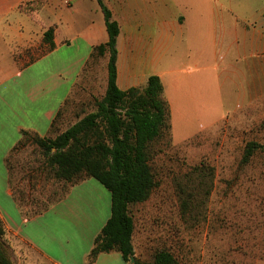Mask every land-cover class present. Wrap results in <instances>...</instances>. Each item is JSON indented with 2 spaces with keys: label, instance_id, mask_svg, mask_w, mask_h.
Returning a JSON list of instances; mask_svg holds the SVG:
<instances>
[{
  "label": "rangeland",
  "instance_id": "1",
  "mask_svg": "<svg viewBox=\"0 0 264 264\" xmlns=\"http://www.w3.org/2000/svg\"><path fill=\"white\" fill-rule=\"evenodd\" d=\"M174 1L169 3L171 20L184 13L187 21L182 33L171 37L168 57L148 71L169 72L163 98L171 101L170 130L150 148L156 187L146 202L129 208L134 259L148 264L156 252L166 250L179 264H264V152L241 162L247 143L264 146V0H184L181 7ZM98 60H91L63 106L56 135L93 112L95 100L103 97ZM92 70L99 88L82 92L79 88ZM12 160H35L38 166L43 159L32 141L24 139ZM25 177L30 186L33 181L37 185L31 193L26 182L15 187L22 203H42L53 191V181L44 174ZM62 184L58 181L59 189ZM81 196L69 201L83 211L81 226L74 218L71 229L70 252L76 260L85 239L110 214L111 202L110 193L92 178ZM58 222L59 231L63 225L70 231V220ZM0 240L9 257L17 242L6 232ZM108 255L102 258L108 262L98 264L114 260ZM88 257L87 264H95L97 259L90 262ZM118 263L127 264L120 259L109 264Z\"/></svg>",
  "mask_w": 264,
  "mask_h": 264
},
{
  "label": "crops",
  "instance_id": "2",
  "mask_svg": "<svg viewBox=\"0 0 264 264\" xmlns=\"http://www.w3.org/2000/svg\"><path fill=\"white\" fill-rule=\"evenodd\" d=\"M36 1L0 0V220L6 237L17 242L11 247V264H87L94 239L110 217V214L106 216L93 236L85 239V248L76 260L70 252L75 235L71 229L74 218L79 221L77 226H81L83 211L70 205L69 201L73 196L83 198L87 179L75 185L62 184L59 189L57 181L45 177L53 181V191L42 203H22L15 187L22 188L27 183L31 193L37 184L33 181L30 186L31 180L25 176L40 178L43 173L35 160L22 164L10 156L22 132L39 137L56 136L52 123L58 111L73 98L85 69L93 60V48L105 44L108 36L103 14L95 0H47L35 11L44 27L20 10V6ZM176 1L179 7L186 6L184 0ZM103 2L120 28L117 86L121 90L144 88L149 76L153 75L148 71L162 63L166 55L168 57L171 37L182 33L187 18L182 13L171 20V0ZM185 9L188 11L186 7L182 10ZM48 29L53 30L52 48L44 42V33ZM107 62L108 56L97 61L103 90L107 84ZM168 74L162 71L157 75L164 92ZM99 84L96 71L92 70L79 90L87 93L93 87L99 88ZM48 186L52 189V182ZM58 220H70V231L65 225L59 231ZM90 222L87 217L86 229ZM78 237H82L80 233ZM106 254L114 256L110 262L122 260L117 252ZM106 254H100L95 264L107 258L103 257ZM104 260L103 263L108 262Z\"/></svg>",
  "mask_w": 264,
  "mask_h": 264
},
{
  "label": "trees",
  "instance_id": "3",
  "mask_svg": "<svg viewBox=\"0 0 264 264\" xmlns=\"http://www.w3.org/2000/svg\"><path fill=\"white\" fill-rule=\"evenodd\" d=\"M95 1L103 14L108 36L107 42L94 47L91 54L95 59L108 56L107 84L103 97L95 100L93 112L54 138L22 132L20 141L11 151L10 159L23 140L27 139L40 151L43 160L39 163V169L46 179L60 181L67 186L92 178L102 185L111 196L110 217L94 239L88 258L94 262L100 254L117 252L123 262L132 264L134 221L129 208L146 202L156 187L150 166V148L170 130V109L163 98V83L157 75L149 76L144 88H118L117 38L120 28L103 0ZM46 2H31L20 6V10L43 26L35 11ZM52 38L53 30H46L44 42L51 48ZM62 112L63 107L52 123L54 131L57 130ZM258 151L264 152V146L255 142L247 143L242 164H247ZM205 173L206 169L203 168L202 174ZM4 234L0 220V238ZM134 260L135 264H140ZM0 264H11L1 240ZM148 264L179 263L171 253L161 250L154 254Z\"/></svg>",
  "mask_w": 264,
  "mask_h": 264
},
{
  "label": "water",
  "instance_id": "4",
  "mask_svg": "<svg viewBox=\"0 0 264 264\" xmlns=\"http://www.w3.org/2000/svg\"><path fill=\"white\" fill-rule=\"evenodd\" d=\"M131 263H132V264H135V260H134V258H131Z\"/></svg>",
  "mask_w": 264,
  "mask_h": 264
}]
</instances>
